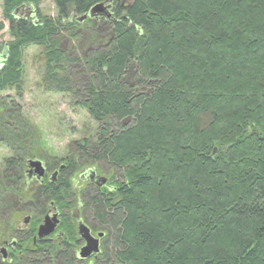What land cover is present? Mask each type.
I'll use <instances>...</instances> for the list:
<instances>
[{"label":"trees","instance_id":"16d2710c","mask_svg":"<svg viewBox=\"0 0 264 264\" xmlns=\"http://www.w3.org/2000/svg\"><path fill=\"white\" fill-rule=\"evenodd\" d=\"M41 1L3 0L12 40L0 93L23 90L24 49L41 46L46 90L73 97L98 135L60 160L55 180L28 179L41 132L0 98V144L13 151L0 168V240L30 245L13 264H72L67 244L33 245L31 233L53 203L73 234L82 160L114 174L89 204L113 234L110 264H264V0H112L105 33L75 15L110 0H53L55 16ZM64 32L87 38L81 54L62 48Z\"/></svg>","mask_w":264,"mask_h":264},{"label":"rangeland","instance_id":"374dc122","mask_svg":"<svg viewBox=\"0 0 264 264\" xmlns=\"http://www.w3.org/2000/svg\"><path fill=\"white\" fill-rule=\"evenodd\" d=\"M2 5L3 0H0V21H3L4 23V29L0 31V63L4 62L7 54V44L12 40L9 32V22L3 16ZM37 10L46 15L55 16L57 14L53 0H42ZM75 17L79 18L78 20H81L80 18L82 15L76 14ZM108 20L109 19H107V21ZM107 21H105L102 16V18L96 20V28L100 32L104 31L105 33L108 25ZM72 38L73 36L68 32H64L61 42L62 48L67 52H71L72 55L81 54L82 48L87 46V38L83 37L79 42ZM42 51L43 48L37 45H30L24 49L23 90L20 92L17 89L3 91L0 93V98L10 105L12 111L16 110L21 112L23 116H28L31 121H34L38 125L41 132V139L44 143L43 147L45 154L43 155L44 157L37 156L35 159H40L44 162L45 169L46 166L49 169L48 177H50L53 172L58 169L60 164L64 163V160H60L65 159L69 155L72 156L76 152L78 144L81 143L83 139L95 138V136L98 135V124L93 118H91L85 108L76 104V100L73 97L46 90L45 81L43 79V61L41 60ZM12 156L13 151L10 147L0 144V168L4 167V160ZM90 169L97 170V174L102 178H107L111 181L115 180L113 179L114 174L108 165L93 160H82V163L77 166L76 171L71 177L72 192L75 196V203L77 201L76 194L79 191L82 192L86 189L88 191L91 190L88 188L89 183L86 181V179L89 178V175H86V172ZM80 200H82V198H80ZM28 216L30 217L31 215L24 213L18 216L16 227L27 226L26 220ZM83 216L85 217L84 219H86L87 216L84 214ZM87 218L89 219V217ZM43 221L44 218L42 217L41 224ZM95 227L96 228L94 229L96 231H100L97 226ZM102 229L105 230V228ZM36 237L38 236L36 235ZM8 238L10 237L8 236L6 239ZM111 240L112 237L110 236L105 239L108 251H110L109 247L112 245ZM28 246L30 245L25 244L26 248ZM109 253V256H111L114 253V249ZM25 254H27V252ZM99 264L107 263L99 262Z\"/></svg>","mask_w":264,"mask_h":264},{"label":"flooded vegetation","instance_id":"af4514ba","mask_svg":"<svg viewBox=\"0 0 264 264\" xmlns=\"http://www.w3.org/2000/svg\"><path fill=\"white\" fill-rule=\"evenodd\" d=\"M125 1H128V0H123L122 5L126 4ZM107 3L108 4L106 5V10L104 13L100 12V14H95L91 17H87L83 21H87L90 19V20L96 22V20H99L100 18H102V16L106 20L107 19L110 20V18L114 19V17H113V11H114L113 1L110 0ZM76 19H79V18H76ZM65 165H66L65 162L63 164H60L58 169L56 171H54L50 177H48L49 176V169L46 166L47 171H46L45 175L39 179L33 173L26 170L27 171V178L28 179H34L37 182L43 181L44 179H50V178L55 180L56 177L59 175V173L63 170ZM86 175H89L88 176L89 178L86 179V181L89 183L88 188H90L91 190L88 191L86 189V190H83L82 192L79 191L76 194L77 195L76 203H75V196L73 193L74 203H73V205L69 211V216L71 218V222L73 225V234L70 236H66L64 234V232L59 228V226L62 225V223H63L64 217H63L62 212L59 211L53 203H51L50 208L47 210L46 213H44L43 218H45L48 214L52 215L53 212H57L59 224L52 234L45 236L42 239H39L38 237H36V235L38 232V226L41 224V222H40L39 225L34 230V232L31 233L32 234V241H33L34 245H37L38 243H41V242H50V243L59 244L62 247V249L67 244L68 248L71 249L72 264H85V263H87V264H99V262L110 264V256L107 254L108 248H106L105 239H107L108 236L112 237V240H111L112 243L111 244H112V247H114L115 241L113 238V234L110 233L105 228V227H108V225H106L102 222V220L97 216V214L95 212H93L90 205L94 199L98 198L102 194L103 189L111 190V183H110L111 181L108 180L107 178L100 177L97 174V170L90 169L86 172ZM103 179L106 181H102ZM88 180H90V181H88ZM93 191L96 193H94ZM79 193H80V195H79ZM80 198H82V200H80ZM87 198L89 199L88 203L86 202ZM83 214L85 216L89 217V219L87 217H86V219H84L85 217L83 216ZM26 223H27V226L26 227L21 226L19 228L20 231L25 232L27 229H29L28 226L31 224V216L27 217ZM81 224H84L89 229L90 235L92 237L99 239V251L97 253H91L87 256L81 255L82 248H84L87 245V241L79 233V226ZM95 226H97V228H99L100 231H96L94 229V228H96ZM102 228H105V230L107 232L105 230H103ZM24 244H25L24 238H19L18 236H14V237H10L8 239L0 240V259H1L0 263L1 264H13L15 259L23 257L24 256V250L23 249L25 247ZM101 246H102V249H101ZM26 252L27 251H25V253Z\"/></svg>","mask_w":264,"mask_h":264},{"label":"water","instance_id":"95a60500","mask_svg":"<svg viewBox=\"0 0 264 264\" xmlns=\"http://www.w3.org/2000/svg\"><path fill=\"white\" fill-rule=\"evenodd\" d=\"M107 4L108 3L106 1L95 5L90 9L88 13L83 14L80 19L85 20L88 16L91 17L95 14H100V12L104 13ZM22 10L26 12L25 13L26 18L31 16V14L34 12V8H32L31 6L24 7V9ZM1 65L2 63H0V67ZM26 164L28 171L33 173L38 179L42 178L45 175L46 169L44 166V162L42 160L30 158L26 161ZM102 181H106V180L103 179ZM58 224H59V219L57 212H53L52 215L48 214L44 218L43 223L40 224V226L38 227V232H37L38 238L42 239L45 236L52 234L55 228L58 226ZM79 233L87 241V245L84 248H82L81 255L87 256L91 253H97L99 251V239L92 237L90 235L89 229L84 224H81L79 226Z\"/></svg>","mask_w":264,"mask_h":264}]
</instances>
